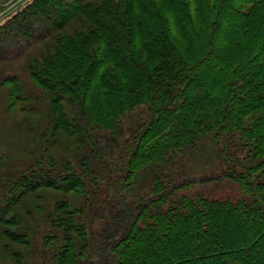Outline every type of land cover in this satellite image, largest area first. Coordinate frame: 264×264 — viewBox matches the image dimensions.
<instances>
[{"label":"trees","instance_id":"obj_1","mask_svg":"<svg viewBox=\"0 0 264 264\" xmlns=\"http://www.w3.org/2000/svg\"><path fill=\"white\" fill-rule=\"evenodd\" d=\"M94 1L32 0L0 26V138L27 155L0 152V264H80L91 215L108 251L90 264H229L221 216L264 236V0Z\"/></svg>","mask_w":264,"mask_h":264},{"label":"rangeland","instance_id":"obj_2","mask_svg":"<svg viewBox=\"0 0 264 264\" xmlns=\"http://www.w3.org/2000/svg\"><path fill=\"white\" fill-rule=\"evenodd\" d=\"M31 1L32 0H0V26L7 20L9 15L13 14L18 9L22 8L23 6H25L27 3H30ZM97 2H100V0L94 1V3H97ZM56 3H58L57 5H61L62 2L60 3L56 2ZM90 26L93 27L91 23H90ZM73 28L82 29L83 26L80 23H71L68 29V32H65L63 38H65L67 36V33H69L71 29L73 30ZM70 42L71 41L62 39L60 41V44L62 43V46L64 44L65 48L67 47V44H68L69 46L68 48H70L72 47ZM52 43L53 42H48L47 45L39 44L37 46H34L30 49V51L28 52V55L26 56L35 57L36 55L40 53L42 54L44 51H49ZM87 48L91 50V48H93V45ZM25 62H26V59L24 58L18 60L17 62H14L11 65L13 69L11 68L12 70L8 73H17V75L21 74L22 72L21 70L22 68H24ZM12 140H15L13 135L6 130L3 131L2 136L0 138V152L6 153L7 155L10 156V158L16 159L18 161H21V160L26 161L27 155L25 151L23 150L24 143L22 139H20L17 144L13 143ZM189 166H191L194 169V165L191 164ZM231 187H228L229 189H227L226 187V190L222 189L219 191V193L222 195L227 194L231 196V198L233 199L236 198L237 200L238 199L237 197L240 195L239 190L237 189V187H234V186H231ZM200 188H204V187L202 186L198 187V189ZM220 218L221 220H223L222 222L223 224L222 234L223 235L222 236L226 244L228 245V248L226 249V252H225V258L227 259V257H229L228 258L229 262L228 261L227 262L229 264H235L237 263V260L235 259H239L240 262L238 261L237 264L239 263L240 264H250L249 261L250 262L252 261L253 264H254V261H255V264H264V236L260 240L261 237L259 235V231L262 225H259V222L258 223L252 222L251 218L249 220H247L246 218L237 219L234 216H231V214L221 216ZM244 219H245V222H244ZM86 223L90 225V228L86 232H87V239H88V242L91 244L92 251L88 252L86 256L81 258L82 261L80 262V264H90L92 260L100 259L101 256L104 254V252H106V250L108 249L107 245H105L103 248L101 247L102 245L101 246L99 245V244H102L103 241L101 238V234H102V232L100 231L101 229H98L97 226L104 224L103 219L96 218L91 215L88 217ZM194 234H195V231H193L192 233H189V234L186 233V235H183L182 238L176 241L174 249L178 250L179 253L180 252L187 253L189 250H190L189 252H192L194 247L197 249L198 244H196L195 246H193L192 244ZM188 240H190V246H188ZM251 243L252 245H254V247H252V249H249L248 246H250ZM246 246L247 248H245ZM95 248L96 249L99 248V249L96 251ZM94 249L95 251H93ZM135 249L137 248L134 247L131 250L132 252H129L130 251L129 248L127 249L124 247L123 250L126 253V256L124 257V259L125 258L127 259L128 257H130L131 259V256L134 255L133 253ZM157 252L165 254L166 250H164V248L163 249L160 248ZM141 254L148 259L152 258L154 255L151 249L148 247H145V249H142ZM41 255L42 256L40 259H36L34 255L29 256L31 258L30 260H28V264H47L48 257L43 253ZM93 255H96V257ZM234 255L235 257L232 259L231 257ZM190 256H191L190 254H187V257H190ZM242 259L244 260L243 262H242ZM110 263L117 264L118 262L114 261ZM6 264H10V263L7 262ZM192 264H211V262L205 261V259L204 260L200 259V262H193Z\"/></svg>","mask_w":264,"mask_h":264}]
</instances>
